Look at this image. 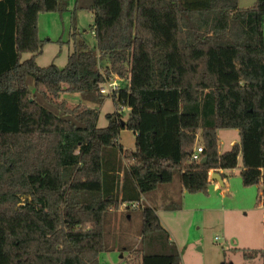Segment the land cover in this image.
Listing matches in <instances>:
<instances>
[{"label": "trees", "instance_id": "1", "mask_svg": "<svg viewBox=\"0 0 264 264\" xmlns=\"http://www.w3.org/2000/svg\"><path fill=\"white\" fill-rule=\"evenodd\" d=\"M65 8L0 0V264H99L104 215L175 173L183 191L206 193L210 170L240 161L264 206V0H92L95 49L74 27L65 66H39L38 16ZM113 75L120 89L100 94ZM60 92L110 97L116 110L98 127L96 109L68 107ZM124 128L134 150L117 142ZM218 129H236L239 142L220 152ZM138 209L127 264H181L156 207Z\"/></svg>", "mask_w": 264, "mask_h": 264}, {"label": "rangeland", "instance_id": "2", "mask_svg": "<svg viewBox=\"0 0 264 264\" xmlns=\"http://www.w3.org/2000/svg\"><path fill=\"white\" fill-rule=\"evenodd\" d=\"M65 2L66 8L61 12H43L38 16V36L44 41L42 52L36 58L39 66H65L74 48L70 36L74 27L79 33L78 40L95 49L91 28L94 15L87 8L92 0ZM254 2L238 0V7L247 8ZM29 57L30 54L24 53L21 59ZM60 100H65L68 107L81 104L96 109L98 127H105L106 114L116 110L110 97L99 102L85 99L76 92H60L57 101ZM121 112L124 121L128 109L123 108ZM217 135L220 152L230 149L231 142H239L236 129H218ZM117 142L124 150L135 149L131 130L121 129ZM240 171V161L237 167L223 170L225 185H208L206 193L183 191L175 173L171 182L159 185L142 198V206L158 208L157 215L178 249L181 264L262 263L259 250L264 247V206L262 200L256 204L260 187L244 186ZM140 210H113L104 215L107 251L99 255V264H127L129 251L137 246L141 235Z\"/></svg>", "mask_w": 264, "mask_h": 264}, {"label": "built area", "instance_id": "3", "mask_svg": "<svg viewBox=\"0 0 264 264\" xmlns=\"http://www.w3.org/2000/svg\"><path fill=\"white\" fill-rule=\"evenodd\" d=\"M122 81H123V79L118 77L117 75L110 76V77L104 76V81H103V83L100 84L98 91L100 94H102L104 96H112L120 89ZM201 152H202V146L199 145L196 147L195 151L193 152L191 159L194 161L199 160V154ZM142 201H143V199L141 198L140 201H138V202H133V203H128V204H126V203L120 204L119 210H123L127 206L129 208H134V209L141 208L142 207Z\"/></svg>", "mask_w": 264, "mask_h": 264}, {"label": "crops", "instance_id": "4", "mask_svg": "<svg viewBox=\"0 0 264 264\" xmlns=\"http://www.w3.org/2000/svg\"><path fill=\"white\" fill-rule=\"evenodd\" d=\"M234 143H236V142H231L232 145H233ZM230 148H231V147H230ZM213 172H217L218 174H221V173L224 174V173H223V170H218V171H217V170H210V171H209V174H208V177H209V185H214V184L217 185V184L219 183V182H218L217 180H215V179H214V180H211V179H210V175H211V173H213ZM221 179H222V178H221ZM223 180H224V178L222 179V182H223ZM224 185H225V183L223 182V186H224ZM221 187H222V186H221ZM221 194H222V193H221ZM155 207H156V206H155ZM157 211H158V208L156 207V213H157Z\"/></svg>", "mask_w": 264, "mask_h": 264}, {"label": "water", "instance_id": "5", "mask_svg": "<svg viewBox=\"0 0 264 264\" xmlns=\"http://www.w3.org/2000/svg\"><path fill=\"white\" fill-rule=\"evenodd\" d=\"M210 179L211 180H217L219 183H220V186H222L223 187V182H222V179H221V176H220V174H218L217 172H213V173H211V175H210Z\"/></svg>", "mask_w": 264, "mask_h": 264}]
</instances>
